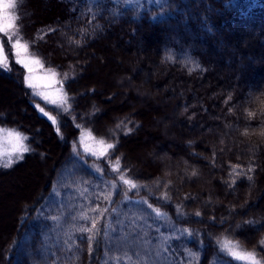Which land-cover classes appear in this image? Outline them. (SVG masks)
<instances>
[{"label": "trees", "instance_id": "obj_1", "mask_svg": "<svg viewBox=\"0 0 264 264\" xmlns=\"http://www.w3.org/2000/svg\"><path fill=\"white\" fill-rule=\"evenodd\" d=\"M28 5L21 31L67 99L35 94L0 33L18 93L0 126L30 145L0 175L48 165L0 227V264H250L228 241L264 264V0ZM86 129L113 147L90 154Z\"/></svg>", "mask_w": 264, "mask_h": 264}, {"label": "rangeland", "instance_id": "obj_2", "mask_svg": "<svg viewBox=\"0 0 264 264\" xmlns=\"http://www.w3.org/2000/svg\"><path fill=\"white\" fill-rule=\"evenodd\" d=\"M4 2L6 4L7 0H4ZM28 7V0H18L15 8H4L5 16L3 22L7 24L10 18L8 14H11V16L16 18L15 27L11 29L6 28L5 31L0 33L2 36L6 34L10 38L17 60L27 69V82L28 85L29 83L34 85L31 88L35 94L51 102H64L67 99L63 88L65 77L56 68L44 64L39 56L31 50L30 43L32 39L27 38L21 31V28L28 23L30 14L35 15V11ZM31 18L33 16L29 18V21ZM18 30L21 31L24 37L18 33ZM17 40L20 41V45H17ZM24 45H27V51L24 50ZM0 55L5 58L4 63L9 67L10 62L5 51L3 37L1 36ZM16 87L12 82L0 78V108L12 105L11 97L13 95L18 96ZM10 133H19L22 139L18 142L16 137L10 135ZM28 137L27 132L16 126H0V168L4 167L3 165L7 164L9 160L12 161L11 165H13L24 157L28 151H14V149L26 147L29 150ZM111 144L110 140L89 129H86L83 133V146L87 152L94 156H103L109 148L108 145ZM21 156L22 158H20ZM147 157V152L143 149L142 153L138 154V157L135 159L138 161V164H141L146 162L145 158ZM40 161L38 165L34 166H31L29 163L26 167L21 168V170H17L16 173H10L3 177L0 175V227H3V225L13 218L17 209L20 210L24 199L31 198L29 195L34 188L39 187L37 185V176L39 174L44 176L47 173L48 167L45 162ZM247 262L250 263L249 261Z\"/></svg>", "mask_w": 264, "mask_h": 264}, {"label": "snow or ice", "instance_id": "obj_3", "mask_svg": "<svg viewBox=\"0 0 264 264\" xmlns=\"http://www.w3.org/2000/svg\"><path fill=\"white\" fill-rule=\"evenodd\" d=\"M18 0H7V3L5 4L4 0H0V32L5 31V29H11L13 27H15V17L11 16V14L9 15V21L7 24H5L4 21V8H15L17 5ZM17 45H20V41L17 40ZM24 50L27 51V45H24ZM4 57L2 55H0V67H4L7 70V65L4 63ZM38 62V61H36ZM27 82V81H26ZM29 87H34V85H32L31 83H29ZM37 107H39V105H37ZM41 112H43L44 110L41 108L40 109ZM46 114V113H45ZM10 135H14L17 139V141L19 142L22 137L19 133H10ZM109 148L113 147V145H108ZM28 151V149L26 147L22 148V149H14V151ZM22 158V156L20 157ZM12 163L11 160H9V162L7 164H4V167H8L10 166ZM249 179H251V177H249ZM125 183H129L131 184V186L134 188L136 187L135 184H132L131 181H125ZM197 215H199V213H197ZM95 227V224H93V228ZM86 231H91V229H87ZM92 237H89V240L91 241ZM232 242L228 241L225 243V248L228 250V252L235 258L240 259V260H246L249 261L250 264H260V261L256 258L255 254L253 252H238L236 251L234 248H230L228 247V245H230ZM262 244H264V241H261Z\"/></svg>", "mask_w": 264, "mask_h": 264}]
</instances>
